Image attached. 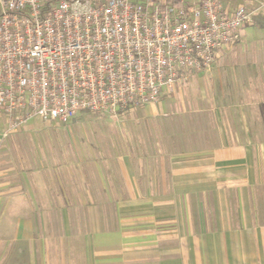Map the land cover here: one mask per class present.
Segmentation results:
<instances>
[{
	"label": "crops",
	"instance_id": "0c3cea01",
	"mask_svg": "<svg viewBox=\"0 0 264 264\" xmlns=\"http://www.w3.org/2000/svg\"><path fill=\"white\" fill-rule=\"evenodd\" d=\"M121 112L47 154L0 115V264H264V30Z\"/></svg>",
	"mask_w": 264,
	"mask_h": 264
},
{
	"label": "built area",
	"instance_id": "2783aa9c",
	"mask_svg": "<svg viewBox=\"0 0 264 264\" xmlns=\"http://www.w3.org/2000/svg\"><path fill=\"white\" fill-rule=\"evenodd\" d=\"M226 0H0V115L117 117L210 70L254 22Z\"/></svg>",
	"mask_w": 264,
	"mask_h": 264
},
{
	"label": "rangeland",
	"instance_id": "374dc122",
	"mask_svg": "<svg viewBox=\"0 0 264 264\" xmlns=\"http://www.w3.org/2000/svg\"><path fill=\"white\" fill-rule=\"evenodd\" d=\"M230 4L231 0H227ZM237 5H246L248 6L255 15L259 13L264 14V0H240ZM125 112H121L116 118H108L109 120H121L123 118V114ZM81 117V116H80ZM79 117V118H80ZM82 117L86 118L87 121H96L101 120L99 118H103V120H106V116H101L97 114H82ZM106 117V118H105ZM78 120V118L74 119V121ZM102 123H105L106 121H100ZM32 124H34L35 130H31L28 133L23 134L22 136L28 139L29 145L33 148L34 151L39 152V154H47L53 151L58 150L59 141L60 138H67L66 131H56L53 127H49V125H43V122L41 119L36 118L33 121H31ZM37 124V125H36Z\"/></svg>",
	"mask_w": 264,
	"mask_h": 264
},
{
	"label": "trees",
	"instance_id": "16d2710c",
	"mask_svg": "<svg viewBox=\"0 0 264 264\" xmlns=\"http://www.w3.org/2000/svg\"><path fill=\"white\" fill-rule=\"evenodd\" d=\"M252 26H255L259 29L264 30V14L263 13H259L257 15H254V22H253Z\"/></svg>",
	"mask_w": 264,
	"mask_h": 264
}]
</instances>
